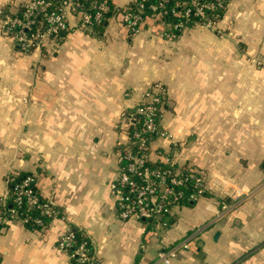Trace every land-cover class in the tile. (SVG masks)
I'll return each instance as SVG.
<instances>
[{"label":"crops","instance_id":"obj_1","mask_svg":"<svg viewBox=\"0 0 264 264\" xmlns=\"http://www.w3.org/2000/svg\"><path fill=\"white\" fill-rule=\"evenodd\" d=\"M25 1L0 0V199L9 173H33L59 215L0 224V264H75L58 248L68 228L87 239L90 264H152L183 240L169 264H264V0H228L214 28L175 36L153 17L131 29L132 0H110L102 23L82 27L70 11L68 28L30 52L2 30ZM157 83L177 147L156 139L151 160L164 146L206 173V193L159 223L123 219L110 183L131 112Z\"/></svg>","mask_w":264,"mask_h":264},{"label":"built area","instance_id":"obj_2","mask_svg":"<svg viewBox=\"0 0 264 264\" xmlns=\"http://www.w3.org/2000/svg\"><path fill=\"white\" fill-rule=\"evenodd\" d=\"M145 1L147 0H132L135 7H128L124 13L125 22L135 31L145 19L142 15ZM166 1L160 0L159 3H151L149 6L161 15L166 11V9L161 10L165 7ZM176 4L183 3L178 1ZM223 4L224 0H191L190 7L184 12H175L182 17V20L177 22L173 28H184L191 13L205 18V8ZM109 10L110 4L107 0H27L21 5L18 13L3 15L2 30L17 41L22 51L30 52L34 49H41L48 41L56 38L68 28L70 11L77 15L82 27L91 28L102 23L106 18L104 13ZM183 18L186 20L183 21ZM217 23L206 18L202 22L211 28H214ZM166 34L176 35L172 29ZM165 107L164 88L157 83L142 93L136 108L131 112L134 123L129 142L120 149L118 176L110 183L111 195L123 219L146 218L159 223L176 204L186 199L196 200L206 193V173L180 163L164 146L157 151L160 160H151L154 140L165 139L174 148L177 147L173 135L164 128L161 122ZM21 174H23L21 171H12L7 175L8 185L11 182L15 183L14 202L19 205L25 203L28 209L39 208L43 214L50 217L59 215V210L53 200L47 199L43 203L40 202L42 197L37 189L36 175L27 173L18 181L17 177ZM10 195L8 187L6 195L0 199L3 206L0 207V224L21 217L17 207L7 208L5 206ZM21 218L27 223L30 221L27 216ZM33 220L39 227L46 225L43 218L36 217ZM181 246L188 247L187 241L183 240L177 246L160 249L152 264L171 263L177 257ZM58 248L68 252L75 260V264H90L92 261V252L88 242H79L70 228L61 234Z\"/></svg>","mask_w":264,"mask_h":264},{"label":"trees","instance_id":"obj_3","mask_svg":"<svg viewBox=\"0 0 264 264\" xmlns=\"http://www.w3.org/2000/svg\"><path fill=\"white\" fill-rule=\"evenodd\" d=\"M96 1H99V0H96ZM159 1L160 0H147V1H145V8L142 12V15L145 18L146 17H153L157 21L162 20L163 22L170 24L172 27H174V25L177 22L182 20V17L180 15L176 14L175 12L176 11L184 12V10L186 8L190 7V5H191V0H167L164 3L165 7L161 8V10L166 9V11H164L160 15V13L153 11L151 9V7L149 6L151 3H153V4L159 3ZM178 1L182 2L183 4L177 5L176 2H178ZM201 1H204V0H201ZM209 1H214V0H209ZM107 2L110 4V10L107 11L106 13H104L106 18L109 17L111 15V13L114 11V6L112 5L111 1L107 0ZM227 3H228V0H224V4L222 6H215L213 8H210V7L205 8V18L208 20L215 21V22L220 21L223 18V15L226 11ZM131 7H135V5H133V3H132ZM173 9L175 11H173ZM205 18H201L200 16H197V15L191 13L189 18L186 21V26H192L198 22L202 23L205 21ZM185 20L186 19H184L183 21H185ZM182 30H183V27L172 29V31L176 35H179L182 32ZM131 128H132V125H131ZM24 175H27V173L23 172V174H21L19 177H17L18 181L21 178H23ZM14 186H15L14 182L9 183V185H8L11 195H10V198L8 199L7 203L5 204V206L7 208L17 207V209H18V211L22 217L27 216L30 218V221L28 222V224L31 227H36V226L39 227L33 220L36 217L43 218L45 220V223L47 224V220L50 216L47 214H43L39 208L28 209V207L25 205V203H22L21 205H19V204L14 202V196H15ZM45 201H46V199H44V198H41V200H40L41 203H43ZM0 207H3L1 205V203H0ZM74 233L76 234V238L79 242L87 240L86 238L83 237V235L79 231L75 230Z\"/></svg>","mask_w":264,"mask_h":264},{"label":"rangeland","instance_id":"obj_4","mask_svg":"<svg viewBox=\"0 0 264 264\" xmlns=\"http://www.w3.org/2000/svg\"><path fill=\"white\" fill-rule=\"evenodd\" d=\"M199 23V22H198Z\"/></svg>","mask_w":264,"mask_h":264}]
</instances>
